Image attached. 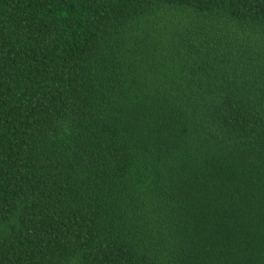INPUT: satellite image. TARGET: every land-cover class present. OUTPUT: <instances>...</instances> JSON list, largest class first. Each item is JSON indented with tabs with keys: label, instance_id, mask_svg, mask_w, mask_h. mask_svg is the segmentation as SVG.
<instances>
[{
	"label": "trees",
	"instance_id": "16d2710c",
	"mask_svg": "<svg viewBox=\"0 0 264 264\" xmlns=\"http://www.w3.org/2000/svg\"><path fill=\"white\" fill-rule=\"evenodd\" d=\"M0 264H264V0H0Z\"/></svg>",
	"mask_w": 264,
	"mask_h": 264
}]
</instances>
